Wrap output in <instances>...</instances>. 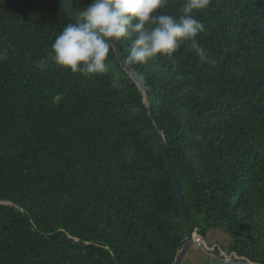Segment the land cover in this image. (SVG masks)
Here are the masks:
<instances>
[{"label":"trees","instance_id":"obj_1","mask_svg":"<svg viewBox=\"0 0 264 264\" xmlns=\"http://www.w3.org/2000/svg\"><path fill=\"white\" fill-rule=\"evenodd\" d=\"M91 2L0 0V264H173L189 235L156 126L114 49L106 75L51 59ZM193 15L211 63L186 42L175 70L167 56L130 64L198 234L222 228L238 258L227 264H264V0H211ZM118 44L126 56L130 42Z\"/></svg>","mask_w":264,"mask_h":264},{"label":"clouds","instance_id":"obj_2","mask_svg":"<svg viewBox=\"0 0 264 264\" xmlns=\"http://www.w3.org/2000/svg\"><path fill=\"white\" fill-rule=\"evenodd\" d=\"M210 4L211 0H185L180 14L171 15L166 11L168 0H92L56 36L51 59L72 73L106 75L114 45L127 40L130 47L124 59L128 63L146 65L167 56L175 70L174 53L186 42H191L201 63H211L197 40L204 24L193 15ZM37 66L43 70L47 63ZM112 86L118 88L119 83L114 80Z\"/></svg>","mask_w":264,"mask_h":264},{"label":"water","instance_id":"obj_3","mask_svg":"<svg viewBox=\"0 0 264 264\" xmlns=\"http://www.w3.org/2000/svg\"><path fill=\"white\" fill-rule=\"evenodd\" d=\"M113 49H114L116 57L120 61L121 67L130 75V77L133 79V81L137 84V86L139 87V90L141 92V95H142L145 103L147 104L150 117L152 118V120L156 126V131L160 137L165 162L167 164L169 173L172 177V181H173V184L175 186V190H176L177 198L179 201L181 213L183 214L185 219L188 222H190V224H191L189 235L187 236V238H186L183 246L181 247V249L178 251L176 258H175V261L173 263V264H183L185 258L189 254L190 250L194 247V238L198 234V231H197L198 230V224H197V221L192 216H190V214H189L187 204L185 201V197H184V192H183V189H182L181 184H180L179 176H178L176 169L173 165V162L169 156L168 148H167L165 137H164L163 124L154 112L153 104L151 102V98L146 91L144 83L142 82L140 76L133 69L131 64L125 61V59H124L125 56H124L123 52L121 51L118 43L116 45H114ZM0 203H5V202H0Z\"/></svg>","mask_w":264,"mask_h":264},{"label":"rangeland","instance_id":"obj_4","mask_svg":"<svg viewBox=\"0 0 264 264\" xmlns=\"http://www.w3.org/2000/svg\"><path fill=\"white\" fill-rule=\"evenodd\" d=\"M202 239L205 245H194L183 264H227L236 258L229 248L231 236L222 228L208 230L206 237Z\"/></svg>","mask_w":264,"mask_h":264},{"label":"built area","instance_id":"obj_5","mask_svg":"<svg viewBox=\"0 0 264 264\" xmlns=\"http://www.w3.org/2000/svg\"><path fill=\"white\" fill-rule=\"evenodd\" d=\"M202 238H203L202 236L197 234L194 238V245H196L197 247H203V243L205 245V242Z\"/></svg>","mask_w":264,"mask_h":264},{"label":"crops","instance_id":"obj_6","mask_svg":"<svg viewBox=\"0 0 264 264\" xmlns=\"http://www.w3.org/2000/svg\"><path fill=\"white\" fill-rule=\"evenodd\" d=\"M185 259H186V258H185ZM184 262H185V260H184ZM184 262H183V263H184Z\"/></svg>","mask_w":264,"mask_h":264}]
</instances>
